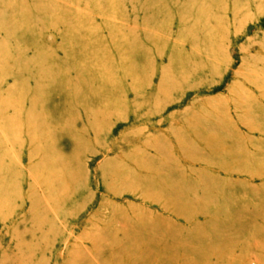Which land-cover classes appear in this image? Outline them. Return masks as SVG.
I'll use <instances>...</instances> for the list:
<instances>
[{"label": "rangeland", "instance_id": "374dc122", "mask_svg": "<svg viewBox=\"0 0 264 264\" xmlns=\"http://www.w3.org/2000/svg\"><path fill=\"white\" fill-rule=\"evenodd\" d=\"M0 264H264V0H0Z\"/></svg>", "mask_w": 264, "mask_h": 264}]
</instances>
